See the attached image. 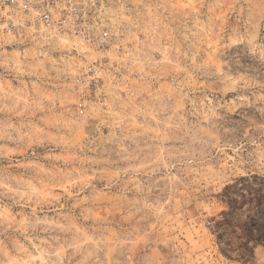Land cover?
Masks as SVG:
<instances>
[{
	"label": "rangeland",
	"instance_id": "1",
	"mask_svg": "<svg viewBox=\"0 0 264 264\" xmlns=\"http://www.w3.org/2000/svg\"><path fill=\"white\" fill-rule=\"evenodd\" d=\"M106 17L0 35V264H264V0Z\"/></svg>",
	"mask_w": 264,
	"mask_h": 264
},
{
	"label": "built area",
	"instance_id": "2",
	"mask_svg": "<svg viewBox=\"0 0 264 264\" xmlns=\"http://www.w3.org/2000/svg\"><path fill=\"white\" fill-rule=\"evenodd\" d=\"M115 0H0V35L28 27L51 37L75 34L109 44L114 27L107 11Z\"/></svg>",
	"mask_w": 264,
	"mask_h": 264
},
{
	"label": "trees",
	"instance_id": "3",
	"mask_svg": "<svg viewBox=\"0 0 264 264\" xmlns=\"http://www.w3.org/2000/svg\"><path fill=\"white\" fill-rule=\"evenodd\" d=\"M262 237H257L256 239L258 240V241H261V242H264V235H261Z\"/></svg>",
	"mask_w": 264,
	"mask_h": 264
}]
</instances>
